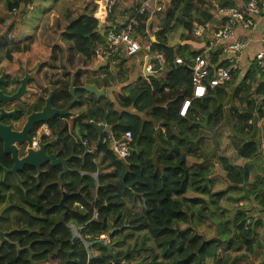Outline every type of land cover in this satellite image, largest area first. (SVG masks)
I'll use <instances>...</instances> for the list:
<instances>
[{
  "label": "trees",
  "instance_id": "obj_1",
  "mask_svg": "<svg viewBox=\"0 0 264 264\" xmlns=\"http://www.w3.org/2000/svg\"><path fill=\"white\" fill-rule=\"evenodd\" d=\"M27 1L33 2L0 0V59L15 41L17 23L12 17ZM97 1L61 0L59 13L40 20L35 38L51 55L37 69L56 68L58 78L49 88L58 105L71 97L72 72L77 84L93 81L106 87L126 82L124 90L114 94L123 105L139 107L145 101L149 121L132 118L133 146L127 156L116 157L102 139L121 134L127 113L111 100L108 107L100 106L102 96L80 90L79 103H91L89 114L95 113L94 104L113 127L98 133L83 126L81 141L63 147L65 154L71 148L79 154L90 150L83 158L68 160L67 210L55 203L53 195L48 214L39 223L36 216H25L17 255L5 251L11 253L6 259L10 264H43L54 258L58 264H264V150L260 146L264 70L252 60L244 71L232 68L227 80L195 97L189 64L202 46L179 40L203 39L206 35L193 34L192 22L211 21L216 4L236 6L237 0H157L160 9L148 24L149 29L157 27L156 39L135 24L134 32L149 47L131 54L124 47L112 50L104 35L110 28L126 25L145 0H107L105 27L94 14ZM175 25L180 32L172 41L168 32ZM78 28H87L88 33ZM65 33L69 39L61 44L59 37ZM100 47L109 51L105 64L89 66ZM156 51L163 54L165 66H156L154 74L146 76L141 64L146 55L152 60ZM224 53L210 51V76L217 66L230 64ZM177 56L182 62L175 61ZM132 73L135 76L128 81ZM131 90L136 92L128 93ZM187 98L190 101L181 114ZM205 116L207 123L202 125ZM223 200L230 208L222 205Z\"/></svg>",
  "mask_w": 264,
  "mask_h": 264
},
{
  "label": "flooded vegetation",
  "instance_id": "obj_2",
  "mask_svg": "<svg viewBox=\"0 0 264 264\" xmlns=\"http://www.w3.org/2000/svg\"><path fill=\"white\" fill-rule=\"evenodd\" d=\"M43 68L35 69L33 72L27 70L32 73L27 81V87L30 91L22 96L23 101L20 102L16 99L8 101L6 100L8 98L3 99L2 97L12 95L26 69H21L18 66L7 68L0 65V74L5 71V76L0 80V115H3L0 116V124L6 127L2 134L9 137L6 139L0 137V264H10L6 258L11 253L6 254L5 251L14 252L17 255L19 248L18 232L21 230V225H24L25 216H36L38 218L36 223H39L41 218L48 214V202L51 201L53 195L55 196V203L63 211L67 210L66 199L68 192L65 189V185L69 165H67L68 170L64 171L63 161L52 163L51 158H47V156L55 154L56 158H66L69 155V159L73 156H81L83 158L82 154L76 152L78 149L71 148L69 154H65V151H62L67 144L71 147L77 145L85 132L83 127L80 130L77 124L74 126L68 124L70 120L67 117H60L53 123H47L49 133L39 132L38 134L42 135V138L41 136L39 138L38 135L36 144L33 143L34 131L31 132L30 142L19 144L15 140L10 139L13 137L14 131L21 127L22 120H24L21 118L22 112L37 109V105L41 102L43 103L48 91H52L49 87L52 80L58 78V74L54 76L47 75ZM72 78L74 80V73H71L70 81ZM74 84L78 85L75 81ZM45 86L48 89L43 92ZM80 90L82 89H76L78 101L72 108L76 112H81L82 117L86 120H90L93 117L97 120L96 106L94 104L91 108L95 113L89 114L88 107L91 106V103H79L81 98ZM93 96L96 97L95 95ZM31 101L32 104L30 103ZM52 104L58 107L65 105H58L53 101ZM84 112H86V117L83 116ZM5 113L8 114L6 115ZM55 122H58V125ZM38 139L44 142L51 140L54 145L46 148L42 162L38 166L27 164L24 162L23 157L27 151H33L32 148H37ZM69 159H66V164H68Z\"/></svg>",
  "mask_w": 264,
  "mask_h": 264
},
{
  "label": "built area",
  "instance_id": "obj_3",
  "mask_svg": "<svg viewBox=\"0 0 264 264\" xmlns=\"http://www.w3.org/2000/svg\"><path fill=\"white\" fill-rule=\"evenodd\" d=\"M160 6L156 3L153 7V12L159 10ZM151 9L144 1L136 10L135 15L126 24L118 29H108L105 33V41L112 47V50H117L124 47L126 54H131L139 51L143 46L149 47L148 43L142 42L138 38L137 33L134 32V25L136 24L135 17L149 13ZM213 17L218 23L204 20H194L192 22V32L195 36H208L209 43L202 42V51L195 55L192 63L189 64L191 72V79L193 82V96H202L205 94L208 86L212 87L223 83L230 77V70L239 67V54L247 47L248 39L240 38L237 28H242L249 32H258L259 48L253 54V60L258 66L264 70V0H247L243 9L235 5L216 4ZM157 29L156 26L152 28L153 31ZM249 39H251L249 37ZM221 49L224 51L225 57L230 64L227 66H217L214 74L210 76V71L207 65V59L211 50ZM109 55V51L105 47L96 49V57L104 59ZM148 56V55H147ZM152 60L146 64V69L152 71L156 66L162 69L165 66V59L161 52H154L151 54ZM175 61L182 62L181 57L177 56ZM190 99H185L180 113L183 114ZM49 133L47 123H41L33 133V143L36 144L38 133ZM133 135L130 130H125L119 136L110 135L109 138H103L102 142L109 145L116 157H125L128 155L133 144ZM264 150V141L260 143Z\"/></svg>",
  "mask_w": 264,
  "mask_h": 264
},
{
  "label": "water",
  "instance_id": "obj_4",
  "mask_svg": "<svg viewBox=\"0 0 264 264\" xmlns=\"http://www.w3.org/2000/svg\"><path fill=\"white\" fill-rule=\"evenodd\" d=\"M98 7L96 11L94 12L95 16L99 18L100 20V25L101 27H105L108 25L107 23V15H108V1L107 0H98ZM148 61V56L146 55L144 58L143 62V73L146 76L153 75V71H149L146 69V64ZM73 73V72H72ZM32 73H29L27 70H25L24 75L22 78L19 79V85L16 88V90L12 93L10 96H4L2 97L3 99H6L8 101H12L16 99L17 101L22 102V96L25 94H28L30 89L27 87L28 84V77L31 76ZM5 76V71H2L0 74V80L3 79ZM110 88V90H109ZM76 89H82L87 93L93 94L96 97L108 95L112 96V90L114 89L113 86L109 87H104V86H97L96 83L94 82H85L83 84H74L73 78L71 79L68 87V91L70 93L71 99L63 106V107H58L56 105L52 104L51 101V96H52V91H48V95L44 98L43 103L41 102L40 104L37 105V109L29 110L22 112V123L21 127L14 131L13 137L10 138L12 140H15V142L19 144H23L25 142H30V135L31 132L35 131L36 128L40 126L41 123H49V122H54L60 117H67L70 120L71 126H74L75 124L78 125L79 129L82 130L83 126H91L93 129H95L98 133H102L103 131L109 132L113 125L106 124L104 122H98L95 117L91 118L90 120H86L85 118L82 117L81 112H76L72 107L74 104L78 101V97L76 95ZM32 104V101L30 102ZM6 115L8 113H5ZM3 116V115H0ZM106 121V117H104ZM207 118L205 116V120L202 123V125H206L207 123ZM6 127L0 124V137L1 138H9L5 134H2L5 131ZM39 135V134H38ZM12 136V134H11ZM42 138V135H39V138ZM40 139H38L39 141ZM54 143H52L51 140L48 141H39L37 148L32 150L27 151V153L24 155L23 159L24 162L30 165L38 166L40 162H42L43 159V154L46 151L47 147L53 146ZM134 150L136 149L135 147L133 148ZM88 149H86L83 153L82 156L87 153ZM73 154V153H71ZM70 155L67 156L66 158H56L55 154H50L47 156V158H51L52 163H57L59 161H63L64 165V171L68 170L67 164H66V159H69ZM35 159V160H34ZM66 194V193H65Z\"/></svg>",
  "mask_w": 264,
  "mask_h": 264
},
{
  "label": "crops",
  "instance_id": "obj_5",
  "mask_svg": "<svg viewBox=\"0 0 264 264\" xmlns=\"http://www.w3.org/2000/svg\"><path fill=\"white\" fill-rule=\"evenodd\" d=\"M58 1L61 2V0H42L40 2H38V0H33V2H29V1L23 2L21 4V7L24 10L33 11L35 5H41L43 7L48 5L49 7H46L47 10L44 9L42 12L43 14H41L42 15L41 20H42V18L45 16H49L52 14L59 13L62 5L59 6ZM145 1H147V5L151 9V11L149 13H146V14L141 15V16L137 15L135 17L136 25L139 26V29H144L147 32L150 39L155 40L156 34L153 32L152 29L148 28V24L150 23V21L154 17L153 15H155L153 12V7L156 4L157 0H145ZM51 2H52V4L50 5ZM245 3H246V1H244V0H237L236 6L239 7V9H243L245 6ZM214 4H216V2H214ZM213 10H215V7L213 8ZM17 14L24 17L26 13L23 10H19V11H17ZM214 16H215V14H214ZM212 19H213V22L218 23V21L215 20L216 17H215V19L214 18H212ZM14 20L18 23V18H17V20L16 19H14ZM237 32H238L240 38H245V39L247 38L248 39L247 47L239 54V60H238L239 67L241 69L245 70L246 68H248V66L250 65V62L253 60V54L259 48V42H258L259 34L257 31L256 32H249V31L244 30L240 27L237 28ZM249 37L251 39H249ZM204 38L207 39L208 36H205ZM204 38L203 39H201V38H199V39L190 38V39H183V40L179 39V40L181 42H184V43H189L193 47H198V46H201L202 42H205ZM143 43L147 44L146 41H144ZM50 55H51L50 49H48L45 46L38 43L36 38H35V34H34V35H31V37L27 36V37L21 38L20 40H15L12 44L7 46L4 49V57L5 58L0 61V64L2 67L11 68L13 66H16L17 63H19L21 65V63H23L22 60H24V61H26V66H24V68L26 70H29L30 72H33V71H35V68L37 69L38 65L40 63H42V61L46 60L47 57ZM12 56H14L16 58V61L13 65L10 64V62L12 61L11 60ZM134 62L136 63V61H134ZM104 64H105V60L97 57L94 61L89 63V66L98 67V66L104 65ZM137 65H138L137 67H140V65L138 63H137ZM43 67H44L43 69H45L47 66H43ZM142 67H143V64H141V68ZM104 73H101L100 75L102 76ZM88 82H93V81H88ZM99 87H101V86H99ZM106 87H109V86H106ZM122 90H123V88H122ZM87 104H89V103H87ZM96 117H97L98 122H104L107 124L104 117L101 116V111H96ZM157 128H159V122L155 123L156 131H157Z\"/></svg>",
  "mask_w": 264,
  "mask_h": 264
},
{
  "label": "rangeland",
  "instance_id": "obj_6",
  "mask_svg": "<svg viewBox=\"0 0 264 264\" xmlns=\"http://www.w3.org/2000/svg\"><path fill=\"white\" fill-rule=\"evenodd\" d=\"M40 1H42V0H38V2H40ZM52 2L50 3V5L52 4ZM58 3H59V6L64 5L62 2H59V1H58ZM46 7H49V6L46 5V6L43 7L41 5H35L33 11H31V10L28 11V10H24L23 9V11L26 13L24 17L19 15V14H17V13L12 17V18H14L16 20L18 18V23L16 22L17 23V27L14 30V32H15L14 33L15 40H20L21 38H24V37H27V36L31 37V35H34L37 32V30L39 29V24H40V20H41V16H42L41 14H43L42 13L43 9L46 8ZM212 11L214 12L215 10L212 9ZM1 29L4 30L5 26L4 25L1 26ZM81 31L82 32L84 31L86 33L88 30H87V28H78V32H81ZM179 32H180L179 25H175L174 27H172L170 29V31L168 32V35L169 36H173V40L172 41H176L178 39L177 35H178ZM137 36H138V38H140V36L138 34H137ZM67 39H69V37H68V35L66 33L65 34H61L60 37H59V42L61 44H66L65 42H66ZM141 55H142L141 52H138V54L136 56L139 59L141 57ZM4 58L5 57H4V51H3L0 61L3 60ZM49 58H50V56L47 57V59H49ZM131 58H135V55L131 56ZM11 60L12 61L10 62V64L13 65L15 63V61H16V58L14 56H12ZM137 60H136V62H137ZM22 62L23 63H21V65L19 63H17L16 66H18L21 69L24 68V66H26V61L22 60ZM53 63H55V62H53ZM131 64H132V62L129 61L128 67ZM243 70L244 69H242V71ZM44 71L47 73V75H50V76H54V75H56V73H58V72H56V68L55 67L51 68L49 66H47ZM134 76H135V73H132L127 80L129 81L130 79L134 78ZM119 83L113 85L114 89L112 90V96H109L108 93H107V96L105 95V96H102L101 98H99L100 99V106H107L108 107V102H109V100H111L113 102V105H114L115 108L124 109L125 112L127 113V116H126V121L120 127V132L122 133L125 130H130L132 132L133 138L135 139V136H136L135 125L133 126V124H132V125L129 126L130 121L132 120V118L134 116H139L140 118H144L146 121H149L150 116H149V114H147L146 109L144 108L145 101H142L141 104H138L139 107H135V106H133L131 104L123 105L119 101V99L116 96V93L114 94V92H120L122 90V88L124 90L123 86H124V84L126 82H119ZM109 90H110V88H109ZM125 91H128V90L125 89ZM135 92H136V90H133V91L131 90L128 93H135ZM263 108H264V97H263ZM134 139H133V141H134ZM133 141H132V143H133ZM105 148L106 149L109 148V145L106 144ZM222 148H224V147H222ZM220 151H222V149ZM214 164L217 165L216 161H214ZM221 203H222V205H225V206L230 208L228 201L223 200ZM254 213L257 216L259 215L258 211L254 212ZM263 222H264V214H263ZM261 231L262 232L264 231V226H263ZM43 264H58V260H57V258H54L50 263H43Z\"/></svg>",
  "mask_w": 264,
  "mask_h": 264
}]
</instances>
